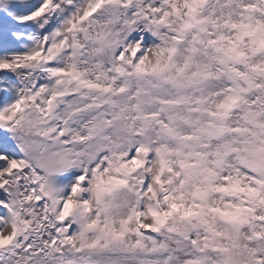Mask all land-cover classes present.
Instances as JSON below:
<instances>
[{
	"label": "snow or ice",
	"instance_id": "snow-or-ice-1",
	"mask_svg": "<svg viewBox=\"0 0 264 264\" xmlns=\"http://www.w3.org/2000/svg\"><path fill=\"white\" fill-rule=\"evenodd\" d=\"M0 264H264V0H0Z\"/></svg>",
	"mask_w": 264,
	"mask_h": 264
}]
</instances>
